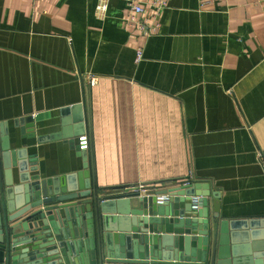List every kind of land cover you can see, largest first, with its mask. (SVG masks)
<instances>
[{"label": "crops", "instance_id": "obj_1", "mask_svg": "<svg viewBox=\"0 0 264 264\" xmlns=\"http://www.w3.org/2000/svg\"><path fill=\"white\" fill-rule=\"evenodd\" d=\"M138 1L159 23L148 38L125 23V0L104 14L100 0H0V121L10 134L33 117L19 145L41 177L75 172L72 145L37 138L85 96L99 186L194 176L220 193L224 220L264 217V0Z\"/></svg>", "mask_w": 264, "mask_h": 264}, {"label": "water", "instance_id": "obj_2", "mask_svg": "<svg viewBox=\"0 0 264 264\" xmlns=\"http://www.w3.org/2000/svg\"><path fill=\"white\" fill-rule=\"evenodd\" d=\"M86 102L61 108L60 130L37 138L74 147L82 165L67 174L41 177L19 145L36 135L32 116L13 120L17 133L0 121V264H264V217L224 220L206 180L99 186L74 142L87 126ZM157 183L167 186L145 192Z\"/></svg>", "mask_w": 264, "mask_h": 264}, {"label": "built area", "instance_id": "obj_3", "mask_svg": "<svg viewBox=\"0 0 264 264\" xmlns=\"http://www.w3.org/2000/svg\"><path fill=\"white\" fill-rule=\"evenodd\" d=\"M127 9L129 10L128 16L125 19V23L130 26H134L141 38H148L157 32L159 28V23L153 20L151 23L147 22L145 16V8L138 0H125ZM150 5L159 12L162 8L166 6L165 0H150ZM96 11L104 14L107 9L106 0H100V2L95 7ZM142 59V47H137L135 50L134 61L138 62ZM79 146L86 150L90 149V133L86 129L85 132L78 137ZM141 189V185H137ZM135 188H138V187Z\"/></svg>", "mask_w": 264, "mask_h": 264}]
</instances>
